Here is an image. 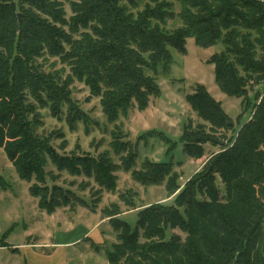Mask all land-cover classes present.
I'll return each mask as SVG.
<instances>
[{
    "label": "trees",
    "instance_id": "16d2710c",
    "mask_svg": "<svg viewBox=\"0 0 264 264\" xmlns=\"http://www.w3.org/2000/svg\"><path fill=\"white\" fill-rule=\"evenodd\" d=\"M133 1L79 0V4H73L71 31L94 22L92 32L102 39L99 47L89 38L75 42L67 54L62 53L60 47L67 36L52 25L63 22L62 11L56 3L0 0V148L21 179L29 182L33 179L35 184L42 181L47 185L42 179L44 149L25 121L31 109L25 104L23 94L24 89L33 93L42 87L46 88L49 98L55 97L58 88L44 78L47 75L35 71L29 64L33 55L45 50L51 53L58 49L64 58L72 56L79 62L74 66L85 74L90 89L99 94L109 121L133 106L144 109L150 97L160 94L158 84L145 71L152 70L155 65H161L163 71L168 70L172 61L169 50L184 54L185 40L189 37H193L199 47L217 41L223 44L224 49L212 55L208 62L213 65V77L219 90L226 96L240 98L243 109L249 103L251 84L264 87V2L175 0L181 7L174 14L171 3L164 0H139L147 3L133 15L130 10ZM24 5L29 7L23 9ZM40 15L49 17L51 23ZM176 17L182 24L168 30L164 26L166 20ZM81 56L91 59L90 63H83ZM185 101L206 123L198 124L193 131L190 121L184 127L180 142L187 156L201 158L203 148L198 147V142L215 140L213 135L205 136L206 127L213 134L237 132V135L228 149L213 157L208 171L197 175L180 191L175 205L157 203L142 208L136 214L134 226L121 219L115 221L113 227L117 229L118 241L106 249L107 262L264 264V176L261 167L264 150L260 149L264 148V97L260 98L252 121L239 129L235 127L241 115L232 122L220 102L203 85H196L185 95ZM201 135L206 139L200 140ZM122 147L126 148V155L120 163L124 168H133L137 158L135 149L128 142L115 143L117 150ZM101 159L83 158L66 169L78 172L70 169L77 165L89 173L92 171L99 185L108 188L113 183L110 172L116 167ZM55 160L59 168L66 167L61 157ZM171 168V159L144 160L132 175L142 185H156L168 177L166 186L170 194L177 188L175 183L169 188ZM214 173L224 185V195L217 190L212 179ZM35 189H29L30 194L40 195V200L45 201L40 203V208L48 214L55 206H66L71 195L60 187L53 186L51 193H48V186ZM42 190L45 193L40 192ZM175 228L185 234L184 238L173 233L167 237V230ZM0 245L7 246V243L1 239Z\"/></svg>",
    "mask_w": 264,
    "mask_h": 264
},
{
    "label": "rangeland",
    "instance_id": "374dc122",
    "mask_svg": "<svg viewBox=\"0 0 264 264\" xmlns=\"http://www.w3.org/2000/svg\"><path fill=\"white\" fill-rule=\"evenodd\" d=\"M47 1L56 3L62 11L63 22L52 24L67 36L60 46L62 53H70L75 42L88 41V38L96 41L99 47L102 38L96 37L92 32L94 22H89L86 28L78 26L75 32L71 31L70 18L74 16L72 5L79 4V0ZM164 1L171 3L174 14L179 12V2ZM132 3L130 10L135 15L147 2L134 0ZM28 7L24 5L23 9ZM40 16L51 23L49 17ZM181 24L179 17H176L166 20L164 26L171 30ZM223 49L220 41L199 47L194 43L193 37L186 38L184 54L169 50L172 61L168 70L163 71L161 65H155L152 70L145 71L158 84L160 94L150 97L144 109L133 106L123 113L119 112L113 121L107 119L100 96L90 89L85 74L74 66L79 65L77 60L72 56L64 58L58 49L57 52L45 50L33 55L29 64L35 67V71L47 75L44 78H48L58 88L57 96L54 94L55 97L52 98L48 97L46 88L43 90L42 87L33 93L27 89L23 91L25 104L31 109L27 111L25 121L34 137L41 140L44 149L42 179L47 185L44 186L42 181L35 184L33 179L30 182L21 179L0 148V240L16 244H40L52 242L57 236L61 239L73 233L76 247L82 252L81 256L84 254L86 259L91 250H96L102 258L110 244L118 241L117 229L113 227L115 221L121 219L134 226L136 214L142 208L157 203L175 205V199L188 182L196 179L206 169L208 171L213 157L228 149L237 135V132L213 134L206 127L205 136L213 135L215 140L200 144L198 142V147L201 145L203 148L201 158L187 156L182 152L183 145L180 142L184 127L190 121V130L193 131L198 124L206 123L190 108L185 95L191 93L196 85H203L220 102L232 122L241 115L240 121H236L238 125L235 129L252 121L260 98L264 97V87L251 84L249 103L243 109L240 98L226 96L219 90L213 77V65L208 61ZM82 61L90 63L91 59L84 57ZM45 83L47 84L46 81ZM205 136L201 135L199 139H206ZM166 138L168 142H165ZM119 140L130 143L135 149L137 158L133 168H124L120 163L121 158L126 155V148H115V143ZM260 149L264 150L262 147ZM56 157L65 160L66 167L59 168L55 163ZM83 158H103L115 165L116 168L110 172L112 185L108 188L100 186L95 180L98 179L95 173H89L77 165L70 169L78 172L66 169L74 161ZM169 159L172 161L169 188L173 183L177 186L173 193L169 194L170 190L166 186L168 177L156 185H142L132 175L133 171L140 169L144 160L161 162ZM261 167L264 176V162ZM212 179L219 193L224 195V185L218 174L214 173ZM34 184L41 189L48 186V193H51L53 186L65 189L67 193H71L66 200L67 205L55 206L48 214L45 209L40 208V203L45 202L40 200V195L35 197L30 194L29 189L36 191ZM40 192L45 193L44 190ZM53 200L57 202L55 197ZM171 233L181 238L185 236L178 228L167 230V237Z\"/></svg>",
    "mask_w": 264,
    "mask_h": 264
},
{
    "label": "crops",
    "instance_id": "0c3cea01",
    "mask_svg": "<svg viewBox=\"0 0 264 264\" xmlns=\"http://www.w3.org/2000/svg\"><path fill=\"white\" fill-rule=\"evenodd\" d=\"M73 235L69 233L61 239L57 236L52 242L40 244L5 240L7 246L0 245V264H108L105 252L102 258L96 250H91L86 259L84 254L81 256Z\"/></svg>",
    "mask_w": 264,
    "mask_h": 264
},
{
    "label": "built area",
    "instance_id": "2783aa9c",
    "mask_svg": "<svg viewBox=\"0 0 264 264\" xmlns=\"http://www.w3.org/2000/svg\"><path fill=\"white\" fill-rule=\"evenodd\" d=\"M261 2H264V0H260Z\"/></svg>",
    "mask_w": 264,
    "mask_h": 264
},
{
    "label": "water",
    "instance_id": "95a60500",
    "mask_svg": "<svg viewBox=\"0 0 264 264\" xmlns=\"http://www.w3.org/2000/svg\"><path fill=\"white\" fill-rule=\"evenodd\" d=\"M18 24H19V19H18Z\"/></svg>",
    "mask_w": 264,
    "mask_h": 264
}]
</instances>
